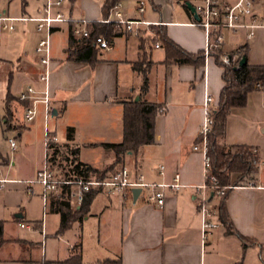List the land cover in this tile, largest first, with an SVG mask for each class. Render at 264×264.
Listing matches in <instances>:
<instances>
[{
  "label": "crops",
  "instance_id": "1",
  "mask_svg": "<svg viewBox=\"0 0 264 264\" xmlns=\"http://www.w3.org/2000/svg\"><path fill=\"white\" fill-rule=\"evenodd\" d=\"M140 1L122 0L119 9L126 18L159 24L142 25L139 35L118 31L111 37V49L96 46L89 57L87 53L80 59L70 57L69 50L84 39L71 35L70 23L54 25L50 34L51 111L46 115L44 106L38 104L36 118L29 125L23 120L27 102L19 101L18 95L28 85L43 88L38 80L41 65L35 53L41 33L31 21L16 22L14 31L0 32V102L5 107L0 124L4 133L15 134L13 138L20 148L11 159L0 153V179L6 180L0 188V222L5 238L26 242L24 250L10 242L2 245L0 252L22 264H264V83L248 92L243 107L230 110L222 139L226 146L256 150L262 164L225 197L229 226L219 219L220 199L210 195L209 206L216 211L218 227L210 230L202 243L195 188L203 184V157L193 146L203 123L205 95L212 97L213 109L217 106L224 86L223 68L215 62L212 51L208 57L204 55V64L198 68L168 62L153 29H161L186 52H204L205 30L194 23L197 20L185 5L186 1L193 5L196 0H150L152 12L147 14L145 7L142 13L137 11ZM0 2L1 12L19 17L42 15L45 0ZM177 4L181 5L179 9L174 7ZM61 10L90 23L103 19L101 0H65ZM222 34L223 42L217 49L220 57L242 51L247 64H264V28L256 29L251 38L246 37L245 29H224ZM147 35L153 41L146 44L144 51L140 38ZM71 37L74 42H70ZM156 42L158 47L154 46ZM141 61L147 77L145 91H141V72L132 66ZM14 80L21 83L14 87ZM139 100L161 106L153 121V143L135 154L128 152L115 170L126 167L132 177L143 175L148 183H169L178 173L183 187L165 190L162 208L147 203L142 194L135 203L131 194L124 204L120 196L101 191L82 221L71 222L68 229L60 232V214L50 204L53 197L44 208L42 188L31 183L43 165L46 133L55 138L58 151L76 149L77 161L97 170L105 169L112 165L114 155L102 144L122 141L124 105ZM6 115L9 124L4 125ZM50 116L55 118L51 122ZM37 130L42 136L36 135ZM83 151H89L95 161H86ZM160 166H164L163 174L159 173ZM235 178L233 175L232 181ZM247 182L252 186H246ZM34 201L42 206L41 219L35 217ZM21 223L31 229L20 228ZM20 230H30V234H21ZM49 236L57 241L73 237L75 242H67L62 259L52 255L46 260L41 253ZM86 239L93 240L94 249L104 250V255L86 259ZM34 251L36 255L32 256Z\"/></svg>",
  "mask_w": 264,
  "mask_h": 264
},
{
  "label": "built area",
  "instance_id": "2",
  "mask_svg": "<svg viewBox=\"0 0 264 264\" xmlns=\"http://www.w3.org/2000/svg\"><path fill=\"white\" fill-rule=\"evenodd\" d=\"M64 1L45 0L40 16L12 17L0 11V32L14 31L16 22L31 21L35 23L36 31L41 33L35 46V53L41 65L38 80L43 83V88L37 90L33 85H28L18 95L19 101L27 102L23 111V120L26 125L35 120L38 104L44 106L46 115H49L51 111L49 91L50 34L54 25L62 22L70 23L71 35L74 38H90V21L67 16L61 10ZM193 6L199 17L194 23L203 27L206 34L205 57H208L211 51L220 47L223 42L222 30L224 29H245L246 37L251 38L256 29L264 28V0H235L233 2L226 0H196ZM119 7L120 2L115 4L110 9L109 15L100 22L112 23L117 31L134 35H139L142 25L159 24V22L151 23L141 19L126 18ZM137 11L139 13L144 11L142 1L137 7ZM111 41L112 38L97 36L94 39V44L100 49L109 50L111 49ZM154 46L158 47V42ZM236 58V55L230 57L229 54H224L220 57V60L224 64H229L230 61H234ZM255 86L259 88L261 83H256ZM212 105V97L206 94L203 102V123L198 133L197 142L193 146V150L199 151L203 157V184L195 188L201 215L202 243L206 240L208 232L218 227V223L214 220L216 211L209 206L210 195L221 199L228 190L234 187L219 186L217 179L211 174L210 159L208 157V137L213 125ZM7 143L12 152L17 149L15 138H7ZM61 154L62 152L56 148L55 138L46 133L44 137L43 165L37 171L35 179L31 181V183L42 188L41 198L44 208H47L52 197L58 196L63 190L66 191L72 209L80 206L84 196L92 190L103 191L110 196L118 195L125 204L131 196V190L134 188L141 190L140 194L144 196L147 203L162 208L166 199L165 190H178L183 187L178 173L174 174L169 183H148L143 175L132 177L126 167H120L102 179L95 177L85 179L73 170L74 164L70 162L71 160L69 162L63 161ZM252 155L256 159L257 166L261 165L262 162L258 159L256 150H252ZM159 173H164V166L159 167ZM5 182L6 180L0 179V188L3 187ZM246 186L251 187L252 184L247 182ZM19 227L31 229L30 226L23 223L19 224Z\"/></svg>",
  "mask_w": 264,
  "mask_h": 264
},
{
  "label": "trees",
  "instance_id": "3",
  "mask_svg": "<svg viewBox=\"0 0 264 264\" xmlns=\"http://www.w3.org/2000/svg\"><path fill=\"white\" fill-rule=\"evenodd\" d=\"M122 0H101L102 16L106 18L109 15L110 9L121 2ZM156 34L159 36L161 43L165 49L167 61H172L177 64H190L195 67H201L204 64V52L189 53L180 48L176 43L170 40L164 32L158 27H153ZM90 38L84 39L83 43L77 48L69 50L70 57L80 59V55L93 54L96 45L94 39L97 36L111 38L117 34L115 25L112 23L93 22L89 24ZM153 41L149 35L140 38V47L146 51V44ZM70 42H74L71 37ZM215 62L223 68L222 78L224 86L220 92L217 106L212 111L213 125L211 133L208 137V157L210 159L211 174L215 176L219 186H238L244 180L250 178L257 169L256 159L252 155V149L246 146H226L222 143L225 133V124L227 116L232 108L243 107L246 103L248 92L256 88V83H264V64L249 65L246 62L238 66L239 60L244 53L235 51L229 53L230 57L237 55L236 60L230 61L229 64H224L219 60L221 55L220 50L211 52ZM142 63H133V68L141 72L143 76L141 91L147 88V77ZM161 111V106L158 104L148 103L145 101H131L124 105L123 109V137L122 141L117 144H102V147L112 151L114 159L112 165L97 170L86 164L76 160V149H68L62 151V159L66 161L67 153H70L71 163L74 164L73 170L81 177L88 179L95 177L102 179L106 175L113 173L115 167L121 164L123 158L128 152L135 154L137 150L145 145L153 143L154 126L153 121L155 116ZM4 117L3 124H9V119ZM72 130H68L67 138L71 139ZM69 151V152H68ZM235 175V181H232V176ZM99 190H92L87 193L81 205L72 209L69 205L66 191L63 190L58 196L51 199V207L53 211L60 214L61 222L59 231L63 232L70 227L71 222H81L84 216L89 211L90 204ZM229 193L220 199L218 207L219 219L222 224L229 226L228 218L224 210V199ZM15 242L22 250L26 248V242L5 238L3 231V223L0 222V249L5 243ZM42 264H51L43 262Z\"/></svg>",
  "mask_w": 264,
  "mask_h": 264
},
{
  "label": "rangeland",
  "instance_id": "4",
  "mask_svg": "<svg viewBox=\"0 0 264 264\" xmlns=\"http://www.w3.org/2000/svg\"><path fill=\"white\" fill-rule=\"evenodd\" d=\"M123 1H128V2H131V0H123ZM144 1V7L146 9V14L147 13H151L152 12V6H151V2L150 0H142ZM164 2L166 0H163ZM226 1H233V0H226ZM1 4H3L2 2H0V6ZM175 8L177 7V9H179L181 7V5L177 4L174 6ZM0 9H2V7H0ZM18 23H15V28L17 27ZM225 36L228 38L227 34H225ZM143 61H141L140 63H142ZM21 81L19 80H14L13 84H14V87H17L18 84H20ZM4 103L3 102H0V123H1V118L2 116H5V109H4ZM53 119H55L54 117L50 116L49 117V121L51 122ZM38 137L39 135L42 136V133L38 132L37 130V134ZM15 136L14 133H10V132H3V128L0 124V153L3 154V155H7L10 159L13 158L14 156V152H12L9 148V144L7 143V138H13ZM17 147H18V144H17ZM18 150H20V148H17ZM69 152V151H68ZM84 152V155H85V159L86 161H95L92 154L90 155V153L88 154L87 151H83ZM93 152V151H91ZM72 156L70 153H67V162H69L71 160V157ZM36 203H34V206H36V209H35V217H38V218H42V215H43V210H42V206L40 204L39 201H34ZM3 217V216H2ZM27 225V224H26ZM6 229V227H5ZM8 229H6V233ZM21 234H24V233H29L30 234V230H20ZM75 242V239L73 237H67L65 238L64 240H59L57 241V239H54V237H51L49 236L47 239H46V242H44V244L46 245H43V250H42V253H41V258H44L46 260H48L50 257H53L52 255H54L56 258L54 259H62L64 257V255L66 254L67 250H66V244L67 242ZM94 246H95V243L93 240H88L86 239L85 241V254H86V259H92L94 257V255H99V256H102L104 255L103 253L104 250H96L94 249ZM36 253L35 251L32 252V256H35ZM40 255V254H39ZM8 254H6L5 252L1 251L0 252V264H22L20 262H17V261H11L12 259L15 260V258H8ZM13 257V256H11ZM40 257V256H39Z\"/></svg>",
  "mask_w": 264,
  "mask_h": 264
},
{
  "label": "water",
  "instance_id": "5",
  "mask_svg": "<svg viewBox=\"0 0 264 264\" xmlns=\"http://www.w3.org/2000/svg\"><path fill=\"white\" fill-rule=\"evenodd\" d=\"M185 5H186V7L189 8L190 11L193 13L194 18H195L196 20H198L199 17H198V15H197V13L195 12V7H194L189 1H186V2H185ZM245 62H246V58H245V56H242V57L240 58V60H239L238 66L244 64ZM54 113H55V112L53 111V114H54ZM140 192H141V190H140L139 188H134V189L131 190L132 201H133V203L136 202V200H137V198H138Z\"/></svg>",
  "mask_w": 264,
  "mask_h": 264
}]
</instances>
